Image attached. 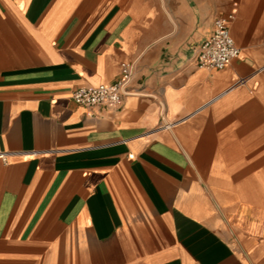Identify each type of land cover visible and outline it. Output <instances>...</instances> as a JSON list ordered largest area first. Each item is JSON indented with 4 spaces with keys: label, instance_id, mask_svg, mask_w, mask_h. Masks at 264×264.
Instances as JSON below:
<instances>
[{
    "label": "crops",
    "instance_id": "1",
    "mask_svg": "<svg viewBox=\"0 0 264 264\" xmlns=\"http://www.w3.org/2000/svg\"><path fill=\"white\" fill-rule=\"evenodd\" d=\"M0 264H264V0H0Z\"/></svg>",
    "mask_w": 264,
    "mask_h": 264
},
{
    "label": "built area",
    "instance_id": "2",
    "mask_svg": "<svg viewBox=\"0 0 264 264\" xmlns=\"http://www.w3.org/2000/svg\"><path fill=\"white\" fill-rule=\"evenodd\" d=\"M236 17L233 10L225 17L216 19L211 36L199 47L195 58L196 65L209 70L224 69L230 61L240 57L241 50L237 47L230 32V23ZM136 65L124 62L121 64L119 79L109 85L78 88L73 91L72 99L86 109L107 107L118 109L124 100L134 94L132 84L135 78Z\"/></svg>",
    "mask_w": 264,
    "mask_h": 264
}]
</instances>
